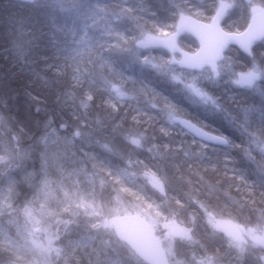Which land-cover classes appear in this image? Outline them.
Returning <instances> with one entry per match:
<instances>
[{
  "label": "trees",
  "instance_id": "1",
  "mask_svg": "<svg viewBox=\"0 0 264 264\" xmlns=\"http://www.w3.org/2000/svg\"><path fill=\"white\" fill-rule=\"evenodd\" d=\"M233 1L222 20L229 31L246 27L252 3L264 6V0ZM217 5V0H0V158L12 154L0 161V264H39L23 215L37 205L50 218L49 243L59 250L49 264H145L111 229H91L101 217L114 215L117 202L134 204L130 212L152 219L185 224L186 215L194 216L192 250L169 249L170 264L204 256L220 264H257V257L236 256L211 232L198 203L245 226L264 218V155L255 151L250 157L247 151L252 136L264 140L262 43L251 56L229 47L220 62L228 63L226 69L200 80L218 104L212 112L144 61L166 63L168 50L154 46L145 53L138 47L148 35L176 33L181 15L209 21ZM177 45L188 52L197 47L184 32ZM254 61L262 71L255 88L235 84V75ZM170 115L227 143L200 141ZM27 147L29 155L20 158ZM144 173L164 191L150 186ZM186 204L187 214L174 208Z\"/></svg>",
  "mask_w": 264,
  "mask_h": 264
},
{
  "label": "rangeland",
  "instance_id": "2",
  "mask_svg": "<svg viewBox=\"0 0 264 264\" xmlns=\"http://www.w3.org/2000/svg\"><path fill=\"white\" fill-rule=\"evenodd\" d=\"M252 1V0H251ZM218 5L215 8V11L219 8L220 5L223 6V12L222 16L226 17L229 13L230 6L233 4V0H217ZM251 3V2H250ZM250 14L259 12L264 16V6L258 2V3H252L250 6ZM185 15H181L180 18L177 21V32L173 35H168L173 38L174 42L177 44V38L179 34L183 32L182 29V20ZM149 36V35H148ZM153 37H163L158 35H152ZM165 37V36H164ZM144 37L139 40L138 47L139 52H151V47L147 45L144 42ZM261 47L264 48V41L261 42ZM164 50H168L169 53V61L166 63H159L158 61H154L151 59L144 60L146 63L150 64L151 67H153L157 72L164 74V76L169 77L178 87L179 90L186 92L193 103L196 105L201 106L202 108H206L207 110L217 111V102L211 98L205 91V89L201 86L200 80L210 73L211 76L219 75L220 72H223V69H226L227 64L220 65V62L217 63H210V62H197L194 60V52H188L185 49H175L170 50L167 47L162 46ZM160 47L159 49H161ZM229 60V59H228ZM222 62V61H221ZM179 70V71H178ZM178 71V72H177ZM262 77V71L260 68L257 67L255 64V61L252 63L250 69L247 71L239 72L235 75L234 83L238 86H248L251 88H255V83ZM203 78V79H204ZM115 90L119 92V88L116 87ZM213 101L215 103H213ZM169 119L171 121H180L179 117H176L174 115H170ZM244 130V129H243ZM247 132H245L246 134ZM16 138V136H14ZM248 136H246L247 138ZM133 140V139H131ZM249 143H252L248 147V152L250 157H253L252 153L255 151L259 154L264 155V140L260 138H256L255 135L252 136L247 140ZM30 147H27L25 149H22L19 153V157L22 156H28ZM255 149V150H254ZM8 157H12V154H5L0 158V161L2 164H4L6 159ZM130 173V172H129ZM144 179H146L150 186H152L154 189H160V183L159 181L154 178L151 174H143ZM154 179V181H153ZM158 183V184H157ZM162 186V185H161ZM163 187V186H162ZM164 190V188H163ZM194 207L197 206V202L195 199L191 202ZM118 206L116 207V211L114 214H120L125 212H130L129 209L131 207H134V204H130L129 202L120 203L117 202ZM195 204V205H194ZM200 205L199 209H204L201 211L200 214L202 216L206 223L209 225L211 232L213 234H217L220 237L225 239V242L228 244L230 248H232V251L235 252L236 256H247L249 258L257 257V264H264V218L258 217L254 221H251L248 226H245V223H239L235 220L230 219V217H218L215 214H212L214 212H210L207 208V206L203 205L202 203H198ZM107 208V204H104ZM188 205V206H186ZM185 206H174V208L182 209V213L187 214L188 211L191 209L189 204H186ZM87 206V205H86ZM88 207V210L93 209L92 207ZM173 207L166 204V208ZM182 207V208H180ZM40 206L37 205L36 208L28 207L25 210H23V215L26 218V224L28 229L26 231V237L29 239L31 236V230L33 229H43L47 233L48 237H52V231L51 228L48 227L50 218H46L44 214L42 213L41 209H39ZM129 208V209H128ZM36 209V210H35ZM106 211V210H105ZM180 212V211H179ZM161 213V212H159ZM162 217V218H160ZM158 216L156 218H147L151 223H153L154 228L160 229L162 231V242L165 248L166 253L168 254L169 249H173L174 247L184 250H192V246L194 244V240L190 237V229L189 227L194 224V216L193 215H186V223L183 224L181 222H178L177 219L165 217V216ZM169 218V219H168ZM173 223L176 222L181 230L184 232L185 237L182 239H178L173 237L170 234V228L171 226H167V223ZM232 224L236 226L243 234L240 236L239 239H235L231 236V234L228 231V226ZM219 225V226H218ZM103 229H110L107 224V219L104 221ZM108 232V231H107ZM42 238V237H40ZM39 236L37 239L33 240V243H29L30 249L34 251L37 256V262L39 264H49L47 261L49 258L54 259V257H59V250L56 245H49V247H46L45 249H42L39 247L38 249H35L34 246L36 243L39 242ZM43 239V238H42ZM51 244V243H50ZM190 253V252H189ZM46 254V255H45ZM189 255V254H188ZM190 257V256H189ZM191 259V264H220L218 260L211 256H204L200 258H189ZM177 258V264H179Z\"/></svg>",
  "mask_w": 264,
  "mask_h": 264
},
{
  "label": "water",
  "instance_id": "3",
  "mask_svg": "<svg viewBox=\"0 0 264 264\" xmlns=\"http://www.w3.org/2000/svg\"><path fill=\"white\" fill-rule=\"evenodd\" d=\"M245 1L251 2V0ZM222 10L223 7H219L210 22L201 21L190 15L183 18V30L194 38L198 45L194 53L195 61L221 62L226 50L231 45L250 55L254 44L264 39V16L261 13H252L247 26L242 31L232 32L224 30L221 26ZM144 42L148 45L164 46L170 50L176 47L171 37L148 36ZM179 123L182 128L201 141L226 144L223 137L210 133L187 119H182ZM102 223L103 220H100L93 228L98 229ZM108 224L112 227L115 237L124 243L142 262L146 264H170L161 239L151 224L140 214L127 213L110 217ZM167 226H171L169 230L173 237L178 239L185 237L184 232L176 222H168ZM228 231L235 238L242 235V232L232 224L228 226ZM39 233H44V230H32L29 241L37 239ZM38 240L39 242L34 246L35 249L43 246V241L40 238Z\"/></svg>",
  "mask_w": 264,
  "mask_h": 264
},
{
  "label": "snow or ice",
  "instance_id": "4",
  "mask_svg": "<svg viewBox=\"0 0 264 264\" xmlns=\"http://www.w3.org/2000/svg\"><path fill=\"white\" fill-rule=\"evenodd\" d=\"M213 103H215V102L213 101ZM197 131H199V130H197ZM216 138H219V137H216Z\"/></svg>",
  "mask_w": 264,
  "mask_h": 264
},
{
  "label": "bare ground",
  "instance_id": "5",
  "mask_svg": "<svg viewBox=\"0 0 264 264\" xmlns=\"http://www.w3.org/2000/svg\"><path fill=\"white\" fill-rule=\"evenodd\" d=\"M199 140V139H198ZM201 141V140H200Z\"/></svg>",
  "mask_w": 264,
  "mask_h": 264
}]
</instances>
